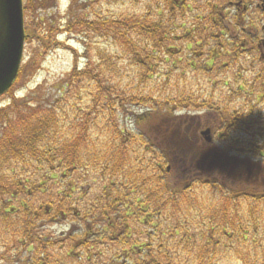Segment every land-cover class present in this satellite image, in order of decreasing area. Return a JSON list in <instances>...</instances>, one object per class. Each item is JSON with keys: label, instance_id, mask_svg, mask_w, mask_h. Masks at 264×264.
Listing matches in <instances>:
<instances>
[{"label": "trees", "instance_id": "trees-1", "mask_svg": "<svg viewBox=\"0 0 264 264\" xmlns=\"http://www.w3.org/2000/svg\"><path fill=\"white\" fill-rule=\"evenodd\" d=\"M72 1L73 4L75 3L72 7V14H74L79 7V0ZM162 1L168 5L171 14L175 9L183 13L192 3L190 0ZM192 1L199 2V0ZM227 1L226 3V0H220V2L205 0L208 5L207 19L210 22L208 26L213 28V31L206 35V39H212L215 42L208 53L209 58L203 62L208 68L217 58L226 55L221 51L225 46L230 48L227 54L234 62L238 61L242 47H252L253 42L248 39H243L245 45H242V40H238L240 38L237 37L240 45L238 43L236 46V40L231 39L232 34L229 33L228 38L224 37L228 33L224 28L228 22H231L229 19L236 22L238 18H242L243 21H238L239 25L236 28H244L246 23L242 9L241 16L237 14L238 12H235L232 18L226 16L223 5L228 6L235 0ZM23 4L26 10L28 5ZM30 8L33 9L32 6H29ZM225 17L227 22L224 24ZM111 22L115 23V21ZM93 23L94 21L80 19L75 23L70 22L60 30L83 35L84 31L98 28L100 35L105 37L113 32V37L123 41V45L131 50V59L133 58L137 63L138 69L145 67L141 80L144 82L145 77L151 76L149 73L153 72V68L145 63L143 51L136 48L137 42L125 33L124 29H116L110 24V20L100 21L98 27ZM122 24H128V22L123 21ZM131 25L139 27L134 29L139 35L149 36L153 47L164 45V40L169 35L168 26L161 21L150 24L139 22ZM39 26L34 23V19L24 25L25 42L36 38L44 47H47L46 40L53 39L52 34L57 28L50 25L46 30V36H43L42 32L45 31L40 24ZM239 32L240 34L236 35L239 36L244 31ZM168 39H170L169 36ZM53 44L61 43L53 39ZM203 45L204 43L201 44ZM99 47L102 46L95 47L96 57L91 58V62H88L85 67H79V55L72 49L75 53L74 60L64 88L76 90V86L84 78L94 83L97 91L92 94V102L88 110H94L99 105L107 111L108 122H111L114 133L112 144L108 139H101L98 147L86 128H81L80 131L85 132V137L92 140L90 148H86L87 140L85 147H82L81 143L86 138L80 137L73 140L72 136L69 137L67 133L60 130L59 123L62 121L65 109L63 93H60L55 101L49 99L44 104L39 101L31 106L23 99H18L11 88L6 91L11 101L5 108H0V120L5 127L0 135V198L4 199V195H10L15 199L21 196L26 198L15 201L18 207H15L13 203L5 205L3 203L0 206V246H2L0 259H7L17 264H96L94 256L102 250L95 253L93 247L96 244L98 246L105 244L111 249L109 244H114L118 240L124 247L122 253L114 251L109 255L110 261L116 264H125L129 254L138 253L134 249L140 250L142 247L143 258L135 257L138 264L142 262L143 264H217L210 259L212 255L221 253L219 235L216 236L215 230H220L222 237L241 238L243 243L252 241L253 244H258L259 241L255 236L252 235L251 241L249 238L253 222L241 225L238 229H228L226 220L232 215L237 216L235 206L241 202L248 206L250 214L253 208L254 210L260 208L261 215L264 212V143L260 145V141L255 140V138L264 140L263 121L260 120L263 131L261 128L259 130L257 127L253 128L256 120L249 122V127L253 130L251 137L244 140L245 142L233 139L232 143L228 142L225 146L218 145L223 149L218 147L214 149L213 137L211 142H207L201 135V131L208 128L211 136L215 138L223 131L225 132L223 138L228 135L232 126L228 108L207 106L206 109L210 114L206 117L204 114L192 116L189 113H179L177 115L176 111H182L185 108L183 103L188 102L171 107L170 102H157L155 99V103L144 108L143 112H134L133 108L141 102L144 105L152 101L153 94L123 91L120 80L117 84L115 81L116 74L120 78L117 62L121 60V57L106 47ZM252 49H255V46ZM87 50L88 47L85 48L84 55L88 60L90 56ZM145 53L148 54L146 51ZM261 64L263 70L254 81L264 75V63L261 62ZM24 66H20L15 81L23 72ZM190 105L188 109L186 108V112L201 107L194 108L192 103ZM11 109L17 116L15 125L8 119V111ZM100 112L103 113L102 110ZM117 114L132 115L139 133H143L140 135L143 145L140 155L143 161L138 160L139 163H143V167L135 166L138 176L134 178V181L137 183L132 182L129 187L133 194L129 196L123 192L124 198H109V195H105L107 191L109 194V189H105L102 194L94 196L91 201H86L81 207L78 203L83 198L77 197V192L78 188H83V185L79 187L74 177L78 168L86 166L83 163L85 158L96 167L103 164L102 169L97 167L101 169V173L117 175V172L121 170L122 156L128 148V142L135 139L134 134L126 131V127L120 129L117 126V121H114L118 117ZM80 123L84 122L81 120ZM97 131L100 134L102 129L97 128ZM96 138L98 139V136ZM110 146L113 148L109 149ZM81 148L84 149L81 151ZM123 157L135 160L129 157L128 153H125ZM113 161L115 162L110 164ZM197 185L210 187L211 196L207 199L188 197L195 194L194 188ZM80 192L84 193L85 189L83 188ZM229 205L232 206L230 212ZM176 212L180 214L177 215ZM187 215L193 216V219H198L199 222L205 221V225H200L202 228L198 230L199 233L189 232L186 229L187 231H183L185 234H179L177 225L180 224V217L186 218ZM142 216L143 226L146 224L153 226L149 219L151 217L164 216V228L157 229L158 241L143 240L141 242L131 239L134 227L130 225V219L134 217L136 223L139 222L141 225ZM60 219H69L71 222H77L78 225L62 235H60L61 232L55 235L42 231L45 225L48 226ZM187 223L185 226L189 228L190 225ZM207 230L209 237L206 236ZM165 235L171 236L170 243H167ZM201 239L204 242H200ZM135 243L139 246L134 245ZM197 246L198 252L195 249ZM179 247L182 249L180 252ZM9 253L11 257L7 258ZM206 257L209 260H206ZM73 259L78 261L73 262ZM121 259L123 262L119 263ZM243 264H264V260H248Z\"/></svg>", "mask_w": 264, "mask_h": 264}, {"label": "rangeland", "instance_id": "rangeland-1", "mask_svg": "<svg viewBox=\"0 0 264 264\" xmlns=\"http://www.w3.org/2000/svg\"><path fill=\"white\" fill-rule=\"evenodd\" d=\"M24 3L28 5L27 9L24 10V25L31 22L34 19V23L39 24L42 30L45 32L43 36H46L47 28L52 25L57 30L53 32V39L58 40L61 44H53V39L46 40L47 47H44L41 41L36 38L26 41L24 44V51L22 57V65H25L23 72L19 78L11 86L12 92L18 99H23L31 106L36 105L39 101L43 104L46 100L55 101L60 93H63V104H64V116H62V121L59 123L63 133H67L69 137L72 136L73 140L76 138L85 137V132L80 131L81 128H86L88 133L91 135V139L94 140L99 147L100 140L108 139L109 143H113V131L111 129V122L109 123V117L106 110H103L101 106L97 105L94 110H88L89 104H91L92 94L97 91V87L94 83L86 78L76 86V90H67L64 88V83L68 77L69 71L72 67L74 54L79 55L78 62L79 67H85L88 62H91V58H95V47L97 45L106 47L112 53L121 57L118 60V74L120 78L115 76L116 84L120 80V87L123 91L130 92H140L143 94L151 93L154 99L143 105L141 102L138 106L133 108L134 112L141 113L144 108L148 107L151 103L157 102L171 103V107L175 104L188 102L182 111H176L177 115L179 113L187 114L192 116H198L204 114L205 117L210 112L206 107L218 106V108L226 107L229 109V117L232 122V126L228 131V135H225L223 131L218 134V137H213V148H217L219 144L225 146L232 143L233 139H237L245 142L251 137L253 128L257 127V130L263 127L260 125V120H262V125H264V75L257 80L256 76L263 70L261 62H259V55L255 49L256 41H253L252 47H242L238 61L234 62L232 57L227 54L229 47L225 46L224 50L221 49L222 53H226L225 56L217 58L214 64L210 68L206 67L203 62L209 58V51L215 45L214 40L206 39V35L213 31L210 28V24L207 19L208 15V5L205 0H199V2H193L188 5L186 10L181 13L178 9L173 11L168 5L162 0H79L78 9L72 14V7L74 6L72 0H29V2ZM256 0H246L248 8L246 12H243L246 18V23H244L245 30H248L249 23L247 21H255L258 24V29L262 23H264V13L254 7V2ZM220 2V0H218ZM228 1L226 0V3ZM29 6L32 8L29 9ZM226 16L229 18L234 17L236 9L232 5H223ZM226 18V17H225ZM82 20L94 21L93 25L99 26L100 21L110 20V24L116 29L125 31L132 39L137 42L136 48L143 51V58L145 63H148L153 72L149 74L151 76L145 77V81L141 80V74L144 69L139 70L137 63L131 59V50L123 45V41L113 37V32L107 37L100 35L97 30L89 29L84 31L83 35H79L76 32L61 31L69 23H75ZM232 23V19H229ZM111 21H115L111 22ZM123 21L128 22V24H122ZM154 21H161L163 24L168 26V36L164 40V45H156L153 47V43L149 40L147 35H139L134 31L138 26H133V23L143 22V24H150ZM227 18L223 21L225 24ZM131 23V24H129ZM232 25V24H231ZM231 25H225L226 34L229 37V33L232 34L234 40L237 37L241 43L244 42L243 39H250L246 31L241 35V27L232 28ZM237 27V26H236ZM139 29V27H138ZM259 32V37L262 38L264 34ZM254 36V35H252ZM168 39V40H167ZM206 40V41H205ZM204 43L203 46L201 44ZM189 45V47H187ZM240 45V42H239ZM238 46V43L236 44ZM88 47L89 58L84 55L85 48ZM99 47V48H102ZM75 51V53L72 51ZM145 51L148 53L146 54ZM231 57V59L229 58ZM261 61V60H260ZM115 84V85H116ZM65 89V90H64ZM125 89V90H124ZM37 99L35 101V99ZM32 99L33 101H31ZM11 101V97L8 93H3L0 95V108H5L6 105ZM175 101L176 103H172ZM200 107L199 109L186 112V108L190 107ZM79 106V108L77 107ZM131 108V106H130ZM236 109V111L234 110ZM103 111V113L100 112ZM160 110V108H159ZM186 112V113H185ZM8 119L15 125L17 116L13 109L8 111ZM10 116V117H9ZM117 126L120 129L126 127L132 134H134L133 140L128 142V148L125 153L128 156L134 158L135 160L124 158L122 156L121 170L117 172V175H109L108 172L101 173V169L104 167L103 164L99 166H94L92 162L89 163V159L85 158L83 162L86 166H81L77 169L74 180L78 186L83 188H78L77 197L81 196V201L78 205L83 206L86 201H91L94 196L102 194L105 189H109L105 192V195H109V198H124L122 193H127L129 196L133 194L130 192L129 187H131L134 178L138 176L135 172V166H142L143 163H139L138 160H142L141 147L142 142L140 141V135L137 126L134 124V117L130 114L126 116H120L117 114ZM64 117V118H63ZM203 119V118H202ZM256 120L255 126L253 128L249 127V122L251 120ZM81 120L84 123H80ZM3 122L0 120V135L3 132ZM97 128H101L102 131L99 134ZM78 134V135H77ZM264 134V132H263ZM98 136V139L96 138ZM86 138L81 146L86 148L91 147L92 140ZM264 139V136H263ZM255 140L260 141V145H263L261 139L255 138ZM113 147L110 146L109 149ZM223 149V147H218ZM84 148H81L82 151ZM93 149V148H92ZM218 152L217 150H215ZM89 152H91L89 150ZM227 153H230L226 150ZM122 153V152H121ZM115 161L110 162L113 164ZM135 162V163H134ZM18 172V171H16ZM19 174V173H18ZM17 174V175H18ZM14 176V175H13ZM111 180V181H109ZM194 193L188 195L192 198H206L211 196L212 189L208 186L199 187L198 185L194 188ZM4 199L0 198V206L4 203H13L15 207H18L15 203L19 198H26L21 196L19 198L11 197L10 195H4ZM15 200H14V199ZM185 199V198H183ZM184 203V202H183ZM183 206V204H182ZM230 206V205H229ZM229 212L232 210L230 206ZM237 209V216H230L226 220L227 228L238 229L241 225L252 223V232L249 234L251 241L252 235L259 241L258 244L243 243L241 238L235 237H222L220 235V230H215V234L218 237L221 246V253L212 255L210 257L213 262L217 264H243L248 260L258 259L264 260V212L260 214V208L254 210L252 209V214L248 212V206L245 203H237L235 206ZM177 215L180 212H176ZM72 219V218H71ZM151 224L143 226V216L141 217V225L139 222L136 223V219L131 218L130 225H132L133 232L131 239H136L141 242L143 240L156 242L159 240L157 229L164 228V216L161 217H151L149 218ZM255 219V220H254ZM254 220V221H252ZM191 222V223H187ZM205 221L199 222L198 219H193V216L187 215L186 218L180 217V224L177 225L179 228V234L184 233L183 231L198 232L201 230L202 226L205 225ZM185 223L189 224V228L185 226ZM202 224V226H200ZM78 225L77 222H71L69 219H60L55 223L50 225H45L42 231L48 234H65L69 232L73 227ZM200 226V227H199ZM221 229V228H220ZM199 233V232H198ZM197 233V234H198ZM209 231L207 230L206 236L209 237ZM185 234V233H184ZM187 235V234H186ZM200 235V234H199ZM198 235V236H199ZM205 236V237H206ZM167 243L171 242V236L165 235ZM206 237V238H207ZM221 239V240H220ZM135 241V240H133ZM147 241V242H148ZM132 242V241H131ZM136 242V241H135ZM200 242H204L203 239ZM153 244V243H152ZM109 246L103 244L98 246L97 244L93 247L94 252L102 250L101 253L95 254L96 264H116L110 261V254L114 251L122 253L123 245L116 241L114 244H109ZM134 245L139 246L135 243ZM183 245V243L181 244ZM197 252L199 247H195ZM182 249L179 247V252ZM238 250V252H236ZM138 253L132 252L129 257L126 258L125 264H138V259L143 258V247L142 249H134ZM2 252V246H0V253ZM82 253V251H81ZM204 253V252H203ZM58 254V253H57ZM11 254H8L7 258H10ZM192 258V257H190ZM209 260L208 257L205 258ZM78 259H73V262H77ZM121 259L119 263H122ZM0 264H17L16 262L9 261L7 259H0ZM143 264V262L141 263Z\"/></svg>", "mask_w": 264, "mask_h": 264}, {"label": "water", "instance_id": "water-1", "mask_svg": "<svg viewBox=\"0 0 264 264\" xmlns=\"http://www.w3.org/2000/svg\"><path fill=\"white\" fill-rule=\"evenodd\" d=\"M24 44L23 0H0V95L12 86L17 77ZM201 134L207 142L211 141L208 128Z\"/></svg>", "mask_w": 264, "mask_h": 264}, {"label": "flooded vegetation", "instance_id": "flooded-vegetation-1", "mask_svg": "<svg viewBox=\"0 0 264 264\" xmlns=\"http://www.w3.org/2000/svg\"><path fill=\"white\" fill-rule=\"evenodd\" d=\"M235 3H234V6H235L236 11L238 12L237 14L239 16H241L240 10L241 9L245 10L246 8H248V6L246 7L245 4H243V1H242V4L240 2H237L235 5ZM263 4H264V0H256L254 2V7L260 9L264 13V8L262 6ZM247 5H249V4H247ZM238 21L242 22L243 20H242V18L241 19L238 18V20L236 22H234V23L228 22V24L229 25L232 24L231 25L232 28H234V27L236 28V26L239 25ZM257 26H258L257 22L251 20V21H249V26H248L249 29L245 30V28H242L241 31H246L248 37L253 38L252 40L249 39L250 42L256 41L255 47L257 49H255V50H256L257 54L259 55V59L261 60V62L264 63V35L262 38H260L259 32H258V30H259L260 33L264 34V23L261 24L260 29H258ZM252 35H254V36H252ZM242 45H245L244 42L242 43Z\"/></svg>", "mask_w": 264, "mask_h": 264}]
</instances>
